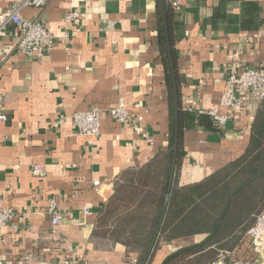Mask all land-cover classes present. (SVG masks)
Wrapping results in <instances>:
<instances>
[{
	"label": "crops",
	"instance_id": "1",
	"mask_svg": "<svg viewBox=\"0 0 264 264\" xmlns=\"http://www.w3.org/2000/svg\"><path fill=\"white\" fill-rule=\"evenodd\" d=\"M17 1L0 0V19ZM167 1L180 2L178 9L173 5L172 34L185 108L218 107L231 63L264 68V0ZM77 9L79 29L65 22ZM22 15L43 19L55 44L42 61L14 54L0 62L7 116L0 126V194L6 208L30 220L19 223L17 232L5 230L0 264H138V253L98 233V222L122 178L168 152L171 103L158 37V0H53L45 9L26 8ZM106 21L115 26L109 28ZM13 33V27L2 32L0 43L9 42ZM238 96L244 106L221 110L230 118L220 131H185L181 185L202 181L249 147L262 102ZM120 99L136 118L134 125L108 115ZM95 108L103 112L96 139L80 136L71 119L54 127L62 113ZM36 165H44L45 172L35 173ZM52 202L63 216L55 227ZM195 241L160 242L150 264H162L174 250ZM239 261L264 264V257Z\"/></svg>",
	"mask_w": 264,
	"mask_h": 264
},
{
	"label": "trees",
	"instance_id": "2",
	"mask_svg": "<svg viewBox=\"0 0 264 264\" xmlns=\"http://www.w3.org/2000/svg\"><path fill=\"white\" fill-rule=\"evenodd\" d=\"M166 8L179 93L177 163L170 198L166 203L176 144V112L163 16L165 4L164 0H158V37L171 103L168 152L140 171L130 172L122 178L100 216L98 233L109 235L114 241L124 244L130 252L138 253V264H142L148 254L159 226L155 247L160 242L172 243L182 238L192 237L196 240L174 250L162 264H213L223 251L235 250L237 255L229 256L227 264L240 259L255 261L256 254L249 232L264 213V100L257 110L247 150L202 181L181 185L178 174L185 157V131H220L222 128L209 115L189 111L183 106L172 34L171 2L167 1ZM151 260L152 253L148 264Z\"/></svg>",
	"mask_w": 264,
	"mask_h": 264
},
{
	"label": "built area",
	"instance_id": "3",
	"mask_svg": "<svg viewBox=\"0 0 264 264\" xmlns=\"http://www.w3.org/2000/svg\"><path fill=\"white\" fill-rule=\"evenodd\" d=\"M53 0H18L10 5L0 19V34L6 31L9 27H13L14 33L9 42L0 43V62L12 57L14 54H22L29 58H35L42 61L46 56L50 55L54 49L55 38L47 29L43 19H27L22 15V11L26 8L45 9ZM174 7L179 8L180 2L175 1ZM65 22L72 23L76 28H80L82 24V15L80 10H74L68 13L65 17ZM109 28L115 26V22L106 21ZM226 90L221 97L219 106L204 111L198 112L202 115H209L215 123L223 128L230 116L222 114L223 108L240 109L244 106V100L238 96L239 93L249 95L255 102L264 100V68H243L239 63H231L225 74ZM189 111H194L192 106L187 108ZM108 115L115 121L124 125H134L136 118L129 112L126 102L120 99L117 105L108 110ZM103 112L98 109H92L84 112H76L71 116L65 113L60 114L54 127L59 128L68 119H71L80 136L93 140L101 135ZM7 121V116L4 111L3 96L0 93V126ZM1 137V135H0ZM152 141V138H148ZM35 173H44V165L33 166ZM98 186L99 182H95ZM89 213V209L85 210ZM51 224L58 226L63 220V216L57 208L56 202H52L50 207ZM30 220L23 214H18L10 208L3 205L0 194V241L5 236V230L12 228L14 232L19 230V223H27ZM251 237V245L258 258L264 257V213L258 218L257 224L249 232ZM69 249V248H68ZM70 252L73 250L70 248ZM237 251H223L219 259L213 264H227L229 256L235 257ZM65 264H82L73 260L65 261ZM232 264H253L250 262L236 261Z\"/></svg>",
	"mask_w": 264,
	"mask_h": 264
},
{
	"label": "water",
	"instance_id": "4",
	"mask_svg": "<svg viewBox=\"0 0 264 264\" xmlns=\"http://www.w3.org/2000/svg\"><path fill=\"white\" fill-rule=\"evenodd\" d=\"M164 4H165L164 18H165V26H166V36H167L168 48H169L170 58H171V51H170L171 46H170V38H169V34H168V16H167V8H166L167 2H166V0H164ZM171 66H172V73H173V80H174V104H175V112H176V115H175L176 144H175V147H174V159H173L172 173H171V176H170V184H169V190H168V196H167L166 203H168V201H169L170 193H171V189H172V185H173V181H174V175H175V169H176V163H177V151H178V140H177V138H178V132H179V116H178V112H179V93H178V87H177V84H176V76H175V70H174L173 63H171ZM165 210H166V208L164 209V213H165ZM164 213H163V217H164ZM159 231H160V226L157 229V232L155 234V238H154V241L152 243V246H151L148 254L146 255V257L144 258L142 264H148L149 258L151 256V253H152L153 248L155 246V243L157 241V237L159 235Z\"/></svg>",
	"mask_w": 264,
	"mask_h": 264
}]
</instances>
